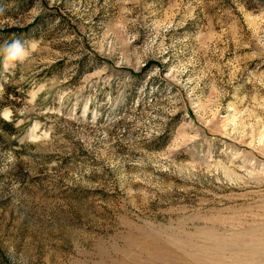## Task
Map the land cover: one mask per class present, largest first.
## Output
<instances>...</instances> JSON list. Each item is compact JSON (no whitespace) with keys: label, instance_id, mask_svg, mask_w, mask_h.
Listing matches in <instances>:
<instances>
[{"label":"rangeland","instance_id":"1","mask_svg":"<svg viewBox=\"0 0 264 264\" xmlns=\"http://www.w3.org/2000/svg\"><path fill=\"white\" fill-rule=\"evenodd\" d=\"M0 264H264V0H0Z\"/></svg>","mask_w":264,"mask_h":264},{"label":"clouds","instance_id":"2","mask_svg":"<svg viewBox=\"0 0 264 264\" xmlns=\"http://www.w3.org/2000/svg\"><path fill=\"white\" fill-rule=\"evenodd\" d=\"M24 57L25 53L21 47V42L19 40H13L7 49V59L10 61L20 60L23 62ZM9 159H13L11 154H9Z\"/></svg>","mask_w":264,"mask_h":264}]
</instances>
